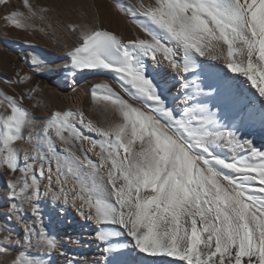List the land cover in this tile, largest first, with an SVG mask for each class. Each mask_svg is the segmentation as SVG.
I'll return each instance as SVG.
<instances>
[{
	"label": "snow or ice",
	"instance_id": "obj_1",
	"mask_svg": "<svg viewBox=\"0 0 264 264\" xmlns=\"http://www.w3.org/2000/svg\"><path fill=\"white\" fill-rule=\"evenodd\" d=\"M25 4L36 15L27 0ZM131 11L134 16L142 15L160 34L147 24L141 27L150 39L125 41L107 30L85 31L81 41L67 53L70 66L76 70L102 67L118 74L128 99L107 85L96 88L106 90L100 99L119 114L121 121L93 123L86 121L82 112H53L44 134L47 137L55 129L63 146L57 151L49 139V155L34 152L41 162L39 175L44 176L47 160L49 184L54 171L59 185L58 192L49 188L52 199L63 197L65 204L71 202L80 215L94 221L98 226L95 239L101 243L116 235L105 231L104 226L116 225L132 237L137 249L154 256L178 257L186 264H264V151L248 141L241 143L226 130L213 131L209 128L214 123L213 114L207 106L190 103L188 94L183 95L182 112L177 117L159 99L137 62L139 56L154 63L167 61L182 78L194 67V55L222 59L232 72L245 75L264 97V0H158L153 8ZM20 16L13 12L12 23L19 26ZM125 85L146 97L152 106L130 103L135 101L134 94ZM96 88L91 92L94 100L98 99ZM189 89L201 91L195 79H181L179 90ZM5 99L10 114L0 117V165L12 172L19 167L25 174L23 183L8 180V198L29 203L31 213L39 218L35 203L40 196L37 176L33 174L29 183L27 174L32 167H20L18 153L12 147L30 117L16 99ZM77 123L100 139L83 136ZM73 139L92 145L86 150L81 147V152L98 148L94 152L98 163L87 154L78 155L72 147ZM213 139H222L233 152L247 147L250 157L259 162L250 163L249 158L226 162L214 157L207 146ZM197 150L211 159L197 154ZM213 161L238 173L244 182L215 171ZM69 181L71 188L66 187ZM77 200L81 201L79 205ZM10 210L18 213L20 207L13 202ZM34 235L35 229L26 225L24 244L28 248L56 246L43 228L35 244ZM5 242H9L8 237ZM110 250L117 249L105 243L103 252ZM23 264L36 262L25 259Z\"/></svg>",
	"mask_w": 264,
	"mask_h": 264
},
{
	"label": "rangeland",
	"instance_id": "obj_2",
	"mask_svg": "<svg viewBox=\"0 0 264 264\" xmlns=\"http://www.w3.org/2000/svg\"><path fill=\"white\" fill-rule=\"evenodd\" d=\"M3 1L0 0V3ZM36 1L32 0L33 3H36ZM111 1L45 0L43 12L46 8L49 12V8L52 5L54 6L53 12H51L54 14L52 18L54 26L51 29L42 30L31 27L29 30L22 31V27L13 26L9 23L6 14L14 5V1L7 4L9 8L6 13L0 12V117H6L10 114L5 99L7 96L16 99L19 105L29 114V123L22 129L21 138L12 142V147L18 153L19 166L31 165L32 167V171L27 174L29 183H31L33 174L37 176L41 196L36 200V204L42 197L49 179L46 171L47 164L44 163L45 174L40 177L41 162L34 156L35 151L43 154L42 146L47 145V140L38 132L33 131L32 124L34 121L39 124L42 120L50 118L53 112H63L64 109L69 110V108L74 109L72 104L76 100L80 89V86L74 82V78L78 73L97 72L103 74L108 71V69L102 67L76 70L70 66V58L67 53L81 41L85 31L106 30L109 16L115 17L121 14V7L112 6V8L109 6ZM124 1L127 4L131 3L130 0H120V2ZM16 3L18 4V2ZM41 18H35L33 23L37 24L38 22L40 24ZM47 19L46 16L43 18L44 21H47ZM160 55L162 58V54ZM180 55L178 52L176 57L178 60ZM147 70L150 71L152 77L154 76L156 85L164 88L165 97L174 101L173 108L182 110V99H177V97L181 94L179 86L183 78L178 77L173 72L167 61L154 63L151 59H148ZM86 91L88 93L92 92L91 90ZM96 91L98 99L94 100L92 97L91 106L102 105L106 110H110V105H106L100 99L106 94V90L99 87L96 88ZM118 93L127 99L123 92L119 91ZM2 131L3 121L0 120V132ZM32 133H35L34 137H32ZM22 143L29 144V148L33 151L32 154H29L27 161L24 159L25 154L18 152L19 145ZM0 147H2V144H0ZM52 167L54 170L55 164ZM23 178H25V174L19 170V167L15 172H12L6 166L0 165V264H14V262L23 264L25 259H31L36 264H50V262L51 264H103L107 253L103 252L105 243L95 239L98 226L94 221L80 215L71 202L67 204L66 210L71 213L72 223L67 218L63 221L64 253L61 256L57 250H54L51 253L49 252L50 256L44 258V260L35 257L34 253L39 252L40 249L28 248L24 244L25 226L35 229L36 235L33 236V243L35 244L41 228L49 224V220L41 211H39V218L32 214L29 203H22L20 200H9L8 180H20L23 183ZM57 186L53 171L52 182L49 187L54 192ZM66 187H72L71 181L68 182ZM48 194H51L49 190ZM71 195L73 193L69 192V196ZM13 202L20 207L18 213H13L10 210V205ZM80 203L81 201H76L77 205ZM56 210V216H60L61 210H58L57 207ZM84 211L87 215V207ZM17 215L20 216L19 220L16 219ZM5 237L9 238V242H5Z\"/></svg>",
	"mask_w": 264,
	"mask_h": 264
},
{
	"label": "bare ground",
	"instance_id": "obj_3",
	"mask_svg": "<svg viewBox=\"0 0 264 264\" xmlns=\"http://www.w3.org/2000/svg\"><path fill=\"white\" fill-rule=\"evenodd\" d=\"M130 1V4H127L125 1L120 2V0H112L110 2L109 6H119L121 7L122 12L120 15H116L115 17L109 16L106 30L120 36L125 41L150 39L144 28L141 27L142 24H147L149 28L159 35V29L151 25L142 15L134 16L131 11L135 10L136 12H140L142 9L153 8L157 5L158 0ZM7 4L8 3L0 7L1 13H6L8 11L9 7ZM224 47L226 51V46ZM148 59V57L144 56H139L137 58V62L142 65L143 75L152 82L159 99L164 102L167 108L172 110L174 114L179 117L182 110H176L173 108L174 101L165 97L164 88L156 85L153 78L154 76L152 77L150 71L147 70ZM191 63L194 64V67L189 72L185 73L182 78L185 82L195 79L201 91L195 93L189 89L186 92H181L177 99H182L185 94L190 95V103L207 106V110L213 114L214 123L210 124L209 128L213 131L226 130L234 134L241 143L248 141L255 149L264 151V97L259 94L257 87L252 85L251 81H249L242 73L232 72L222 59L214 60L209 56L194 55L191 58ZM90 73L81 72L78 73L76 78H74V82L80 86V89L77 93L76 100L72 104L74 109L69 108V110L77 113L82 112L85 120H91L93 123L106 124L107 122H120L122 118L112 109L111 106L110 110H106L105 107H102V105L91 106L92 95L86 91H92V89L96 88L97 85L104 84L113 91H121L124 93L120 87L121 82L118 74L111 69H108V71L103 74H99L97 72ZM53 76L57 77L58 75ZM125 87L128 88L129 93L134 94L135 101H129L130 103H134V106L140 107L142 103H148L149 106H152V103L148 101L146 97L135 94V90L131 89L128 85H125ZM124 95L126 94L124 93ZM126 97L127 99L129 98L128 95H126ZM65 110L68 109H64V111ZM48 119L46 118L45 120H42L39 124L34 121L32 129L33 131L38 132V134L43 136V138L47 141L50 139L56 150L60 151L63 145L59 137H56L55 129H51L50 135L47 137L44 134V126L46 125ZM76 127L83 136H88L97 140L100 139L98 134L85 129L82 125L77 123ZM34 134L35 133L31 134L32 137H34ZM64 135L67 136V132H65ZM41 144L43 145V143ZM207 146L212 156L224 159L226 162H233L234 158H249L250 163L259 162L258 160H253L250 157L247 147L233 152L231 148L225 146L222 139L209 140ZM72 147L78 155L83 156L84 154H87L89 158L98 163V158L94 155V152L99 150L98 148L86 153L80 151L81 147L85 150L92 147L88 141L73 139ZM42 148L43 154L49 155L47 145H43ZM18 152L29 157V154H32L33 151L29 148V144L22 143L19 145ZM197 152V154H202L205 158L211 159L208 154L202 153V150H197ZM121 154L123 155V152ZM45 163L47 164V160H45ZM46 166V171L48 173V165ZM212 166L214 170L220 174L230 178H235L239 182H244L242 177H240L235 171L226 169L221 165H217L214 161ZM49 188L48 183V185L44 188V192L42 193L43 195L38 200L37 205L38 210L41 211L49 220V224L44 225L43 229L49 238L54 239L56 246L52 249L34 247L36 249H40L39 252L34 253L35 257L39 259L42 258L43 260L44 258L50 256L49 252L51 253L54 250H57L58 254L62 256L65 251L63 221L66 218L69 222L72 220L70 211L66 210L68 203H64L63 197L59 200H53L51 194H48ZM58 191L59 185L54 192ZM56 207L58 210H61L60 216H56ZM104 227L105 231L116 233L115 236H110L105 243L109 246H115L117 250H110L107 252L103 264H186V261H181L178 257H169L166 255L154 256L149 253H143L136 248L132 237H130L125 230L116 225H105ZM43 250H45L44 253H42Z\"/></svg>",
	"mask_w": 264,
	"mask_h": 264
},
{
	"label": "crops",
	"instance_id": "obj_4",
	"mask_svg": "<svg viewBox=\"0 0 264 264\" xmlns=\"http://www.w3.org/2000/svg\"><path fill=\"white\" fill-rule=\"evenodd\" d=\"M11 1H14V5L10 8V11L8 14H6V18L8 19L9 23H11L13 26H15V24L12 23L11 21V14L13 12H18L21 14L20 17H18L20 19V27H22V31L25 30H29V28L31 27H35L36 30H42V29H51L52 26H54L53 22H52V18L54 16V14H52L51 12H53L54 6L52 5L49 8V12L48 9L46 8L45 11L43 12L44 9V2L45 0H37L36 3H33L32 0H27V5L31 6V11L35 12L36 15H32L29 11V7L26 6L25 4V0H4L3 2L0 3V5L2 4H6L9 3ZM18 2V4L16 3ZM17 4V5H16ZM46 5V4H45ZM47 7V5H46ZM48 17L47 21H44L43 18L44 17ZM41 18L40 20V24H34L33 20L36 18Z\"/></svg>",
	"mask_w": 264,
	"mask_h": 264
},
{
	"label": "built area",
	"instance_id": "obj_5",
	"mask_svg": "<svg viewBox=\"0 0 264 264\" xmlns=\"http://www.w3.org/2000/svg\"><path fill=\"white\" fill-rule=\"evenodd\" d=\"M3 6V5H2Z\"/></svg>",
	"mask_w": 264,
	"mask_h": 264
}]
</instances>
